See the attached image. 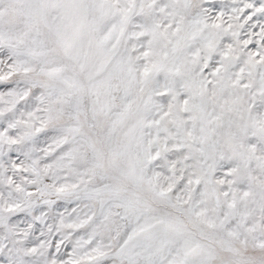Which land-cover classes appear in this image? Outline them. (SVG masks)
I'll list each match as a JSON object with an SVG mask.
<instances>
[{
	"label": "snow or ice",
	"instance_id": "obj_1",
	"mask_svg": "<svg viewBox=\"0 0 264 264\" xmlns=\"http://www.w3.org/2000/svg\"><path fill=\"white\" fill-rule=\"evenodd\" d=\"M0 264H264V0H0Z\"/></svg>",
	"mask_w": 264,
	"mask_h": 264
}]
</instances>
